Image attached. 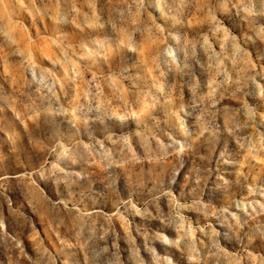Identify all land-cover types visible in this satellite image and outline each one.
Segmentation results:
<instances>
[{"label":"rangeland","instance_id":"374dc122","mask_svg":"<svg viewBox=\"0 0 264 264\" xmlns=\"http://www.w3.org/2000/svg\"><path fill=\"white\" fill-rule=\"evenodd\" d=\"M0 264H264V0H0Z\"/></svg>","mask_w":264,"mask_h":264}]
</instances>
